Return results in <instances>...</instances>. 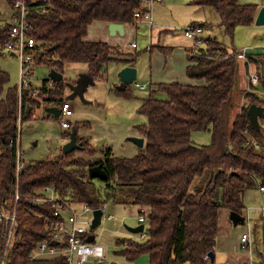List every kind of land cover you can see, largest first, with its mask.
I'll return each instance as SVG.
<instances>
[{"label":"trees","instance_id":"1","mask_svg":"<svg viewBox=\"0 0 264 264\" xmlns=\"http://www.w3.org/2000/svg\"><path fill=\"white\" fill-rule=\"evenodd\" d=\"M14 1L6 0L10 8ZM190 3L214 10L230 39L236 27L253 26L258 12L255 4H241L240 0ZM27 5L29 36L47 43L46 60L38 59L34 66L44 63L63 75L65 65L83 63L88 75L102 79L110 63L126 66L136 61L137 56L124 60L108 44L86 41L84 37L88 27L97 21L132 24L134 12L141 9L140 0H27ZM193 25L210 29L207 24ZM10 31L11 25L2 22L0 12V60L5 55ZM201 46L189 49L192 64L186 67L185 74L204 84H151L153 89L141 99L137 112L146 117V123L137 130L145 140V148L138 155L116 158L106 147L100 151L99 159H79L74 153L87 150L77 135L80 150L67 155L60 151L57 156L31 161L17 178L19 114L21 122L30 120L31 108L38 107L40 101L61 106L65 102V80L47 90V78L41 83L37 99L30 97L31 87L24 89L20 98L17 86H9V75L0 65V211L3 207L12 208L16 191L21 196L17 236L7 264H65L63 256L30 258L36 245L46 239L43 220L52 212L50 205H37L34 200L41 197L40 190L51 187L70 201L100 207L87 172L96 165H101L106 173L107 180L101 182L109 193L119 195L123 204L148 211L144 241L118 239L117 255L130 262L147 255L148 264H212L206 256L214 252L220 209L243 216L245 192L255 186L264 188V119H259V131L250 123L248 107L231 119L237 60L241 59L237 52L229 53L215 37L204 38ZM155 48L166 51L158 46L151 47V51ZM247 56L259 71L256 89L259 87L264 93V53ZM114 93L129 97V86ZM158 93L166 99L157 98ZM246 95L251 99L250 105L260 106V97L252 92ZM208 129L210 144L195 145L192 133ZM124 244L128 247L121 248Z\"/></svg>","mask_w":264,"mask_h":264},{"label":"rangeland","instance_id":"2","mask_svg":"<svg viewBox=\"0 0 264 264\" xmlns=\"http://www.w3.org/2000/svg\"><path fill=\"white\" fill-rule=\"evenodd\" d=\"M240 3L255 4L258 7V11L264 7V0H240ZM0 12L2 22L8 21L11 8L6 0H0ZM150 12L154 27H166L164 29L169 31L162 33L161 36L166 34L170 37H180L178 35H182L183 29L191 23L207 24L210 29L203 30V37L205 39L215 37L229 53L239 52L243 49L247 50V54L264 53V26H256L254 24L248 28L236 27L233 38L230 39V37L225 35L220 25V17L214 10L198 8L192 5L190 0H163L162 3L154 4L150 8ZM128 26L132 31L127 28L125 36L117 39L127 42L128 45L136 44L135 50H130L139 54L135 63L132 64L138 73L135 83L139 86H145V90H140L134 83L129 86V97L116 95L114 92L118 86L119 79L117 74L121 65L120 63H110L106 67L102 79L94 81V85L86 89L83 99L79 97L70 99L71 91L67 85L74 83L80 74L85 73L87 66L83 63H69L64 67V101L69 102L74 112L73 116L69 118V122L72 125L70 132L76 127L78 137L84 141L87 150L85 153L75 152L74 156L76 158L83 160L99 159L102 147L110 148L116 158L135 157L145 147L143 145V147L139 148L133 142L127 141V138L138 137L137 127L146 123V117L138 114L137 110L141 104V99H145L150 90L153 89L149 79H152V82L155 81L154 79H158L163 84H170L174 81L185 85H195L193 84L195 82L187 79L184 75L185 67L192 64V61L188 58L189 55L187 52L177 49L181 47L185 50L186 47H189L188 42L190 40L187 41L185 37L175 40L173 43L176 48L173 49V53H165L157 48L150 51L151 35L149 27L140 21H133ZM173 29L175 30L174 32L171 31ZM93 34L98 35V31L95 30ZM118 45L120 46L121 43ZM125 46L126 44H122L120 50L125 51ZM7 53L4 50L5 55L1 58L0 65L9 75V86H17L18 88L20 84V63L15 56ZM43 59L46 60V57ZM31 67L32 75L28 80L32 88L30 90L39 91L42 81L48 78L50 69L44 63ZM252 75H256L259 82L260 76L257 66L249 62L248 56L245 61L237 60L236 92L234 94L235 108L231 119L240 114L243 107L250 106L251 99L246 95L249 92L260 97V106L264 104V93L259 87L256 89L258 82L256 84L252 82ZM246 80H248L247 87L239 89L246 86ZM201 82L204 84L203 81ZM251 88L256 90L254 91ZM156 97L166 99V96L161 93H158ZM41 105L43 109H37ZM48 105L49 103L40 101L38 107L31 108L30 120L22 122L19 127V155L23 164L59 155L62 147L68 141L63 137L64 130L60 127L59 120L45 116ZM35 113L36 118H34ZM192 140L197 146L208 145L211 142V132L209 129L203 132H193ZM78 145L82 148L81 144ZM94 152L95 154L93 155ZM91 153L92 155H90ZM90 188L98 201H100V207L105 208L101 224L92 233L95 236V243L103 246L105 250V260L99 262L91 259L87 263L127 264V260L123 256L115 253L119 249L115 242L118 239L144 241L139 240L137 235L130 233L127 229L139 226L137 221L139 208L132 204H123L119 200V195L109 193L104 184L97 179H92ZM243 201L245 205L243 214L245 222L242 225L235 227L233 225L231 227L227 223L229 217L226 219L225 216V224L230 226L228 230L225 229L222 226L221 216L222 214H227V211L220 209L219 212L221 230L226 236L225 239H227L228 235L229 238L240 243L242 233L249 235L250 247L248 249L239 247V249H236L237 251L229 253V263L264 264V217L262 216V211L259 210L264 208V192H261L259 187L255 186L245 192ZM143 226V231L146 233L147 223L143 224ZM127 247L128 244L121 245V248Z\"/></svg>","mask_w":264,"mask_h":264},{"label":"built area","instance_id":"3","mask_svg":"<svg viewBox=\"0 0 264 264\" xmlns=\"http://www.w3.org/2000/svg\"><path fill=\"white\" fill-rule=\"evenodd\" d=\"M140 1L141 9L134 12L133 19L134 21H140L146 24L149 29H152L153 23L150 8L162 0ZM144 8L146 9L142 11ZM42 11L45 12V10ZM28 14L29 7L27 5V0H15L11 7L9 19L6 21L11 25V31L10 40L6 44L5 50L8 52L7 54L15 56L20 63V84L18 87L20 98L22 91L30 87V82L28 80L32 75L31 66H34L38 59H43L45 57L44 52L47 48V43L45 41L36 40L29 36L30 27L28 23ZM182 33L187 40H190L191 49L203 45L204 38L202 37L203 29L201 27L189 25L183 29ZM129 47L135 49L136 44L132 43ZM247 55L246 49L237 52L238 58L243 61L246 60ZM251 79L254 84L258 82V77L256 75H252ZM135 85L141 89L145 88V86H139L136 83ZM46 88L47 90H53L54 82L49 80ZM39 93L38 90L31 91L30 97L37 99ZM42 105L37 109H43ZM50 107H53L51 103L48 105V108ZM58 108L60 109V115L57 118L60 127L64 130L63 137L69 140L70 134L68 132L72 127L69 118L73 116L74 112L68 101L63 102ZM20 114L18 118L19 126L22 123ZM45 116L50 119L55 118L48 111H46ZM36 117L35 113L34 118ZM24 165L25 164L20 160L18 143L16 154V178ZM260 191L264 192V188L261 187ZM39 193L41 197L38 200H34V204H48L51 206L52 212L50 216H46L43 220V230L46 234V239L36 245L30 254V258L32 260H43L63 256L65 258V264H74L75 262L82 264L90 259L99 262L105 260V250L103 246L97 245L95 240L94 242H87V238L93 235L91 225L94 211L101 210L102 213H104L105 208L102 206L94 208L87 204L70 201L65 197H61L51 187L43 188ZM20 199L21 196L18 191H16L12 208L6 209L3 207L0 211V264H7L10 249L15 243L18 230L17 206ZM260 210L264 217V208ZM147 218V209L139 207V215L137 217L139 225L147 223ZM137 236L139 240H144L146 238L144 231L137 234ZM53 242L56 245L52 246L51 243ZM240 243L242 248L248 249L250 247L249 235L243 234L240 237ZM216 255H218V253H216ZM206 260H210L208 255L206 256Z\"/></svg>","mask_w":264,"mask_h":264},{"label":"water","instance_id":"4","mask_svg":"<svg viewBox=\"0 0 264 264\" xmlns=\"http://www.w3.org/2000/svg\"><path fill=\"white\" fill-rule=\"evenodd\" d=\"M256 26H264V7H262L255 18ZM109 32L114 35L116 33L123 34V26L122 24H116L111 23L109 24ZM136 69L131 66H126L122 68L118 73V78L120 84L117 86V90L124 91L127 86L132 85L136 80ZM48 79L51 80L54 83L60 82L63 80V75L58 73L55 70H50L48 74ZM94 85V79L88 75L87 73L80 74L78 78L74 81V83H69L67 86L69 87L71 91V95L69 96L70 99H73L75 97H79L83 99V94L86 91V89L89 86ZM49 113H51L55 118H57L60 115V109L58 107H50L47 110ZM247 115L250 119V123L254 130L259 131L260 130V124L259 119H264V107L257 106L255 104H252L247 109ZM127 141L133 142L135 145H137L139 148L143 147L144 145V139L138 138V137H129L127 138ZM80 146L77 144V131L76 129H72L68 142L62 147L61 151L64 155L70 154L73 151L80 150ZM88 177L90 179H97L99 181H106L107 176L105 171L102 169L101 165H96L93 167L88 168ZM102 211L96 210L93 213V221L91 225V229H96L101 224V218H102ZM229 219L233 223L234 226L242 225L245 222V218L235 212H231L229 214ZM128 231L132 234H139L142 233L144 230L143 225H139L136 228H127ZM95 238L93 235H90L87 238V242H94ZM51 245H56L54 242L51 243ZM208 256L210 258V262H214V252H209Z\"/></svg>","mask_w":264,"mask_h":264},{"label":"crops","instance_id":"5","mask_svg":"<svg viewBox=\"0 0 264 264\" xmlns=\"http://www.w3.org/2000/svg\"><path fill=\"white\" fill-rule=\"evenodd\" d=\"M163 2V0L161 1V2H159V3H162ZM159 5V4H158ZM258 13V12H257ZM189 25H193V23H191V24H189ZM188 25V26H189ZM122 26H123V30H124V33L121 35V34H119V33H116V34H114V35H112L110 32H109V29H108V27H109V23H106V22H99V21H97V22H94V23H92L89 27H88V29H87V33H86V36L84 37V39L86 40V41H90V42H104V43H106V44H108V46L112 49L113 48V52L114 53H116L117 52V54H121L122 55V57L124 58V60H129V61H131L132 60V58L133 57H136L137 56V58L139 57V54L138 53H136L135 51H133V52H131L130 50H133V49H131L129 46L130 45H128L127 44V42H125V41H123V40H119V39H117L118 37H123V36H125V34H126V30H127V28L130 30V31H132V29L131 28H129V26H128V24H122ZM164 28H166V27H154V25H153V27H152V29H150V40H151V43H150V48H149V50L151 51V47H154V46H158V47H162L163 48V50L165 51V52H167V53H169V52H171V53H173V49H175L176 47H174L175 45H174V41L175 40H178L179 38L180 39H182V37H184L183 36V33H182V35H178V36H180V37H174V36H172V37H170L169 35H166V34H164L163 36H161V34L162 33H166V32H169V31H167V30H165ZM98 31V35H94L93 34V32L94 31ZM153 31H154V33H153ZM172 32H174L175 30L173 29V30H171ZM182 31V30H181ZM151 33H153V34H151ZM95 34H97V33H95ZM186 39V38H185ZM187 40V39H186ZM162 41V42H161ZM188 41V40H187ZM119 43H121V45L122 44H126V50L125 51H122V50H120V46L118 45ZM189 43V47H186L185 48V50L183 49V48H181V47H179V48H177L178 50H183V51H185V53L187 52L188 53V51H189V49H191V42H188ZM186 49H188V50H186ZM135 50V49H134ZM153 50V49H152ZM160 50V49H159ZM162 51V50H161ZM128 55V56H127ZM137 60V59H136ZM135 63V62H134ZM133 63H129V65H126V66H131V67H133V65H132ZM121 65V67H120V70L122 69V68H124V67H126L124 64H120ZM191 65V64H190ZM187 67V66H186ZM186 67H185V69H186ZM185 69H184V75L186 76V74H185ZM119 70V71H120ZM253 70V69H252ZM253 72V71H252ZM85 73H87V70L85 71ZM119 73V72H118ZM136 73H137V71H136ZM118 75V74H117ZM137 75H138V73L136 74V78H137ZM117 78H118V76H117ZM119 79V78H118ZM188 79V78H187ZM96 80H98L97 78H94V81H96ZM150 80V84H159L161 81L160 80H158V79H154L155 81H153L152 82V79H149ZM193 81V80H192ZM193 82H195V83H193V84H202V82L201 81H193ZM173 83H178V82H174L173 81ZM204 83V82H203ZM120 84V82H118V85ZM247 85H248V80H246V86L245 87H243V88H239V89H244V88H246L247 87ZM137 88H139V87H137ZM140 90H145L146 89V87L145 88H143V89H141V88H139ZM76 124V123H75ZM74 129H76V127L74 128ZM71 130V129H70ZM76 131H78L77 129H76ZM71 132L69 131V134H70ZM77 135H78V132H77ZM138 138H142L140 135L138 136ZM144 139V138H143ZM68 142V141H67ZM144 143H145V140H144ZM103 148H106V147H102L101 149H103ZM259 190H260V188H259ZM226 210V209H225ZM260 210V209H259ZM227 211V210H226ZM229 212L227 211V214H222V216H221V219H222V226H224L225 227V229H227L228 230V227H230L229 225H231V227L233 226V223L230 221V219H228V217H229ZM225 216H226V219H228L227 220V223L229 224H225ZM244 217V216H243ZM220 214H219V216H218V235H217V238H216V245H215V247H214V252H215V255H214V262L212 263V264H230L229 263V259H230V256H229V253H232V252H235V251H237L236 249H239V247L241 248L242 246H241V243H238V241H234V239H232V238H229L228 237V235H227V239H225L226 238V236L223 234V232H222V230H221V228H222V226H221V223H220ZM229 221V222H228ZM235 227V226H234ZM243 234H247V233H242V235ZM137 235V234H136ZM241 235V236H242ZM240 236V237H241ZM216 253H218V255H216ZM91 260V259H90ZM148 261H149V259H148V256L147 255H142V256H140V257H138L136 260H134V261H127V264H148ZM87 262H89V260L87 261ZM87 262H85V263H82V264H86ZM92 262H90V263H87V264H91ZM74 264H79V263H77V262H75ZM113 264V263H112ZM115 264V263H114ZM126 264V263H125Z\"/></svg>","mask_w":264,"mask_h":264}]
</instances>
